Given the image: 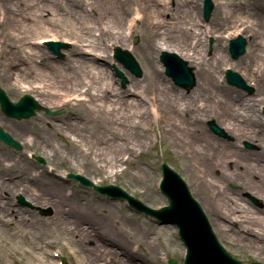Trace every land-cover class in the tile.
<instances>
[{"label": "bare ground", "instance_id": "1", "mask_svg": "<svg viewBox=\"0 0 264 264\" xmlns=\"http://www.w3.org/2000/svg\"><path fill=\"white\" fill-rule=\"evenodd\" d=\"M173 1L174 8L169 6V0H87L92 4L88 8L82 5L83 0H66L67 5L58 0H0V17H3L0 21V81L9 92L0 88L14 104L27 95L46 107L74 101L82 110V113H70L54 126L38 115L32 121L17 124L3 114L8 120L5 127L18 137L25 136L27 147L37 135L34 145L43 143L42 151L48 157L83 158L88 171L83 172L84 176L100 178L95 179V185L106 181V175L116 176L113 169L121 161L122 152L128 150L134 154L132 149L137 145L147 144L150 130L159 131L160 139L166 138L167 143L179 149L181 157L190 165L193 193L201 198L199 204L219 236L245 247L258 244L243 234L246 232L262 243L264 207L257 210L244 204L241 193L250 192L264 203V119L257 114L255 100L240 92L247 90L236 86L237 90H229L218 82L217 76L229 64L243 81L249 80L250 85H254L255 92L264 96V0L220 3L216 10L214 6L213 19L205 27L201 22L200 0ZM44 12L50 17H45ZM131 15H141L144 45L139 49L145 66L143 79H131L130 87L123 90L112 81L106 58L111 51L109 47L128 49L130 34L138 27L135 24L138 18L128 23ZM225 26L235 30L230 35L233 38L241 29L249 36V42L242 36L247 43L244 56L233 59L228 49L229 39L233 38L223 36ZM50 33L48 37L43 36ZM210 35L215 43L212 57L207 58L206 41ZM66 37L75 41L65 61L45 52L47 43L61 42L60 39ZM83 47L95 52L92 57L84 54L88 51ZM165 51H175L188 66L197 68V72L191 68L195 76L192 92L186 93L164 78V64L160 59L162 66L157 58ZM111 63L119 68L116 62ZM20 93L26 95L16 101ZM145 103L152 104L155 111L146 110ZM60 112L58 115L63 113ZM210 121L225 128L236 138L235 143L223 142L209 133L204 123L209 126ZM55 135L65 141L58 142L56 148L46 140V136L54 138ZM242 140L255 143L260 150L244 151L238 145ZM15 157H7L0 149V230L11 229L13 223L30 224L31 228L47 226V219L15 205V195L22 194L40 210L50 208L53 221L48 226L57 225L61 231L69 232L88 254L87 264H153L150 259L155 262L159 258L150 252L139 254L130 250V240H123L124 236L132 237L124 229L128 226L118 225L121 206L112 205L114 209L106 213L104 209L110 205L99 202L96 197L90 199L84 191L69 196L64 189L66 183L61 179L64 175L57 180L27 161L23 153L16 157L20 161L8 166L3 164ZM137 169L144 172L140 167ZM14 171H17L15 179L1 181ZM132 179L138 176L133 175ZM231 182H238L241 191L228 190L226 186ZM59 187L64 190L58 193ZM151 193L153 197V191ZM226 220L236 221L238 228L228 226ZM21 230L8 231L11 237L20 235L29 240L30 233ZM149 230L143 234L144 242L140 240L143 245L150 242L152 230L163 234L169 229L152 227ZM135 236L140 238L139 234ZM257 248L263 252L264 245ZM12 252L16 250L0 245V257L11 258ZM60 252L62 254L63 249ZM44 254L48 257L47 251Z\"/></svg>", "mask_w": 264, "mask_h": 264}, {"label": "rangeland", "instance_id": "2", "mask_svg": "<svg viewBox=\"0 0 264 264\" xmlns=\"http://www.w3.org/2000/svg\"><path fill=\"white\" fill-rule=\"evenodd\" d=\"M58 1H60L62 4L63 3L66 4V0H58ZM169 1H170L169 6L171 8H174L175 7L174 1L173 0H169ZM212 1L215 5V10L218 4L227 2V0H212ZM200 2L202 3L201 22H202V26L205 27L206 24L211 22V20L213 19L212 18L213 16H211L209 21L204 20L203 0H200ZM90 4L91 2H87V0H83L82 2V5L88 8ZM134 8H137V5H134ZM44 16L50 17V15H48V12H44ZM140 17L138 16L136 17V15L134 16L131 15L128 18L129 24L132 20H134L135 18H138L136 19L137 21L135 23L136 25H138V27H137V30H135L136 31L135 33L130 34V37H129L130 43L128 44V49L127 48L122 49L121 47L119 48L125 51H129L131 53V55L138 62L142 70V73H143V69L145 66V60L139 48L144 45V40H143L144 26H142V24L139 21ZM1 20H3V17H0V21ZM225 27L226 28L222 31L223 36L228 37L229 35V37H231L230 35L235 30L230 28L232 26H225ZM243 32L241 29V32H239L240 33L239 35L238 33L233 35L234 38H237L238 36H243L249 42V36ZM129 33L130 32H128L127 30V34ZM133 34L135 35L132 36ZM49 35H52V33L46 34L43 36L48 37ZM60 40L61 42L67 44L68 47L66 49H62V54H63L62 57H58L56 55L55 57L59 61H65L66 56L69 54L70 50L74 46L75 39L71 37H66L63 39L61 38ZM136 40L137 42L135 43ZM214 43H215V38L210 35L206 41V44L208 46V50L206 52L207 58H210L213 55ZM141 44L142 46H140ZM84 48L85 47H83V49ZM87 48L88 47H86L84 50H87L88 52H85V53L83 52V53L89 57L90 56L92 57L93 53L95 52L92 51L91 48H88V49ZM109 48L111 50L109 53V57L107 56V54H103V55L107 56L106 58V61L108 63L107 67H108L110 76L112 77V81L114 82L115 85H117V88H121L125 90L130 87L131 79H137V80L143 79V74L141 78H136L134 75L129 73L126 69H124L122 65L118 63L113 57V52H114L113 49L115 47L113 48L109 47ZM89 51L92 53H89ZM45 52L48 54L54 55L48 48L45 49ZM97 53L100 54L99 52ZM171 53H176V52L171 51ZM161 55H162V52L159 54L157 58L159 63H160ZM232 61L234 60H231V63H233ZM111 62H116L117 64H119V68L114 63H111ZM227 66L229 67L225 68V66L224 67L222 66L223 67L222 74L220 75L218 74L217 80L220 84L224 85L227 89L232 90V91L234 89L237 90L236 88L229 86L225 78L223 80L224 72L226 69H230L233 72L239 73L238 71L232 69L233 67H231V65L228 64ZM189 67H191L192 69H194V71L197 72L196 67H192V66H189ZM115 69H118L119 71H121L123 75L125 76L127 80V83L125 85H122V79L117 76V74L115 73ZM218 72H220V70ZM163 76L167 80L168 83H171L174 85L173 81L169 77H167V75L165 74V70H164ZM244 81L247 85H250L249 80H244ZM0 86L3 90H5L6 92H9L4 82L0 81ZM250 86L253 90L252 92L241 91V90L240 92H242L244 96L253 98V100H255L254 102L256 103L257 114L264 119L262 115V108L264 107L263 93L255 92L253 84H251ZM176 88L179 89V87H176ZM193 90L194 89L190 91L188 90H184V91L186 93H190ZM24 95H26V93H20L16 101L20 100ZM37 102L41 104L38 100ZM75 103L76 102L72 101L70 103H66L65 105H61L59 107H46L41 104L43 108L49 111H63L61 115L50 116L45 111H39L36 113L34 117L27 119V120H16V119H9V120L12 123L20 124L28 120L32 121L38 115L37 116L38 118L43 117L47 124L49 123L51 126H54L55 124H59L58 121L61 119L63 120L70 113H77V112L82 113V110L80 109V107H78ZM150 105L152 104L145 103V109L147 110L148 108L150 109L151 112H154L155 111L154 107H151ZM1 115H3V113L0 108V116ZM212 119L214 120V118ZM4 120L0 118V128L4 132L11 135V137L16 142H18L21 146V149L19 151H15L13 148L6 146L3 142L0 141V149L2 150L4 154L7 155V157H12V156L18 157L20 156L21 153H23L24 158L27 161L35 163V165L39 167V169L45 170L48 175L55 177L57 180L62 179L66 183L64 186V189L68 190L67 194L69 196H72L76 192L84 191L87 195L91 197L90 199L96 197L97 199L99 198L98 199L99 202L101 200L105 201L107 204L110 205V206L105 207L104 211L106 213H109L110 208L114 209L113 206H118V205L121 206V210H119L118 212V217H119L118 225L123 224V225L128 226L127 228H124V229H126L132 237L126 238L124 236L123 240L125 241L130 240L129 248L131 251H134L139 254L140 253L147 254L148 252H150L152 256H158L159 258L155 260V262L154 260L150 259V262L151 263L153 262V264H170V261H173L172 264H185L184 261H185L186 248L184 246V243L180 240V236H179L177 228L173 224H162L160 221H157L152 216H148L142 212H137L135 209L131 208V206L125 200L112 199L107 195H102L98 193L97 191H95L92 186H85L78 180H75V178L70 179V180L67 179L65 175L66 173L74 174L76 176L80 175L84 177L85 179H87L89 182L93 183V186H94L95 179L100 180V178L98 177L95 178L91 176H86V177L84 176L83 172L86 171L88 173V171L85 168L84 160L81 157H78V159L73 160V158L69 156L67 158L59 157L60 159H58V158L48 157L47 155H44V152L42 151L43 143L34 145L37 135L33 137L34 139H32V144L28 145L27 147L25 139H24L25 136L23 137V135L20 134V136L18 137L17 135H14L12 132L7 130L5 127L6 120H7L6 117L4 118ZM46 123H44L45 124L44 127L47 126ZM33 125L36 127V129H39V126L37 124H33ZM201 125L203 124L201 123ZM216 125L222 130L223 137H220L214 134L209 129L208 123H206V125L204 123V126L208 128L207 130L209 131V133L216 136V138H218L219 140L226 142V143H235L236 138L234 136L230 135L226 131L225 128L221 127L218 124ZM86 130L89 132L88 129ZM35 132H37V130H35ZM47 133H48V136L51 137L50 135L51 132L48 131ZM48 136H46V140L51 145H53L54 148L57 147L58 142L60 143L65 142L64 138H62L61 136L55 135L54 138L53 137L49 138ZM119 143L122 145L121 141H119ZM238 145H240L243 148V150L246 152H255V151L260 150V148L255 143L248 141V140H242L238 143ZM247 145H249V147H247ZM132 150L134 154H132L128 150L120 154L119 158L121 159V161L118 163L117 168L113 169L114 174H116V176L114 175L111 176L110 174L108 177V175H106L105 176L106 181H104L102 184H98L97 186H101V187L111 186V185L116 186L117 188H120L121 190L129 194L131 197L135 198L136 200H139L143 205H146L147 207L153 210H158L160 208L168 206L167 198L159 190V183L163 175L162 174V164H167L175 172H177L180 175V177L185 181L191 195L199 204V201L201 198L198 196V194L193 193V190H194L193 180H192L193 172L188 169L190 168V165L186 162L185 159L181 157L179 149H175L173 146H171L170 143H167L166 138H163V140L160 139L159 131L150 130L148 139H147V144L145 146L143 144L137 145L135 150L134 149ZM125 153H126V156L123 157ZM16 157L14 159H11V161L4 162L3 164L5 166H8L14 163V161H20L19 158H16ZM38 158H42L44 162L42 164L38 163L37 161ZM79 162H80V166H77V163ZM137 167H140L141 169H143L144 172L143 173L138 172L139 169H137ZM63 172H66V173L63 174ZM34 175H37V179H39L38 172L35 171ZM133 175H137L138 179L133 180L132 179ZM16 176H17V171H14L13 173L11 172L10 174H7V176L4 177V180L2 179L1 181H9L10 179H15ZM61 176H63V178ZM226 187L228 188V190H230L233 193H238L242 189V187L239 185L238 182L228 183ZM61 189L62 188L60 187L58 188V193L60 192ZM151 191H153V194H154L153 197H152ZM20 198L23 199L24 204H22L19 201ZM241 198L245 201L244 204L246 203L251 208L262 210L264 207V203L258 197L254 196L250 192L241 193ZM14 200H15L14 203L17 207L28 210L29 212H35L40 218L47 219L45 221L47 222L46 223L47 226H39V227L31 228L30 224H25V223H16V224L13 223V225L10 226V227L13 226L11 229L16 230V231H19V230L22 231L21 229H25L26 231H28L30 233L29 240L28 239L24 240L23 238L19 237L20 235L11 237L13 235L11 234L10 231H8L11 229L6 228V229L0 230V241L2 240V243L0 245H5V248L9 250H13V251L16 250V253L12 252V254L15 256L12 255L10 256L11 258L0 257V264H16V262L18 264V260H20L19 264H81V262H85L87 264L86 261L88 258V254L84 251V249L78 246V244L73 239V237L69 235L70 234L69 232L64 231V230L61 231L62 228L58 227L57 225L48 226L49 222L53 221L51 219L52 211L50 212L49 207L42 208L40 210V208H38L39 206H36L34 203L28 200L25 195H22V194L15 195ZM121 214L125 215L126 217ZM207 220L218 242L227 251V253H229L234 259L241 261L242 264H251V263H256V262L264 264V250L263 252H260L258 251L259 249L257 248L261 244L264 245V242L262 243L256 242L254 235L243 232L245 236L251 238L253 241H255V243H258V244H253V246L245 247V246H241L240 244L233 243L230 240L221 238L219 236L218 231L216 230L217 231L216 232L214 228L212 227V224L210 222V219H208V217H207ZM225 223L228 226H232L236 229L238 228V223H236V221L226 220ZM134 224L135 226H133ZM21 226L22 228H20ZM152 227L165 228L169 230H167V232L163 234L162 232L158 233L156 230H152L153 233L150 235V238H148V239H151L150 242L146 244L144 243V245L141 244L142 242L140 240L142 241L144 240L143 234L147 233L146 230L150 232L149 229ZM136 234H139L140 238H137L135 236ZM167 238L169 240H173V242L168 241ZM152 242H153V245L151 246ZM50 244L53 246L48 247V246H51ZM92 245H94V243H92ZM92 245L89 244L88 246L91 247ZM60 249H63L62 254L60 252ZM44 251H47L48 257L44 254ZM54 254H57V256L55 255L52 257V255ZM51 257L53 259H51Z\"/></svg>", "mask_w": 264, "mask_h": 264}, {"label": "water", "instance_id": "3", "mask_svg": "<svg viewBox=\"0 0 264 264\" xmlns=\"http://www.w3.org/2000/svg\"><path fill=\"white\" fill-rule=\"evenodd\" d=\"M214 5L211 0H204V18L209 21ZM246 40L242 37L230 42V53L233 59H238L246 52ZM67 46L60 43L49 44L50 50L62 56L60 49ZM116 58L136 77H142V71L132 55L126 51L116 49ZM161 61L166 68V74L171 77L174 83L183 89H192L195 86V76L187 62L180 59L177 55L163 52ZM119 77L126 84V79L120 71L116 70ZM227 82L240 89L252 92L243 79L235 72H226ZM0 105L3 113L12 119H29L35 116L37 111L43 108L31 96H24L20 102L14 104L0 88ZM48 115H58L61 112L45 110ZM210 129L220 137H223L222 130L214 122L209 124ZM0 141L6 145L20 150L21 146L9 134L0 128ZM42 162V159H39ZM163 181L160 189L168 199L169 206L161 210H153L143 205L139 200L117 188L116 186H93L91 182L81 176L70 175L85 186H92L102 195H108L112 199H121L129 203L131 208L137 212L145 213L155 217L162 224H173L179 229V235L187 248V258L185 264H242L233 259L218 242L210 224L198 202L192 197L185 181L167 164L162 165ZM262 264V263H252Z\"/></svg>", "mask_w": 264, "mask_h": 264}]
</instances>
